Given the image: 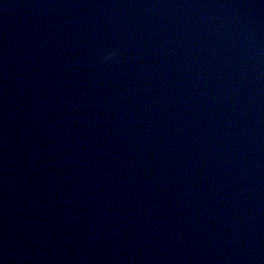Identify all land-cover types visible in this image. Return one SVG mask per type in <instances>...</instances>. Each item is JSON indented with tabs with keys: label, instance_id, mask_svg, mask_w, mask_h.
I'll return each instance as SVG.
<instances>
[{
	"label": "water",
	"instance_id": "95a60500",
	"mask_svg": "<svg viewBox=\"0 0 264 264\" xmlns=\"http://www.w3.org/2000/svg\"><path fill=\"white\" fill-rule=\"evenodd\" d=\"M0 264H264V0H0Z\"/></svg>",
	"mask_w": 264,
	"mask_h": 264
},
{
	"label": "clouds",
	"instance_id": "9594fccd",
	"mask_svg": "<svg viewBox=\"0 0 264 264\" xmlns=\"http://www.w3.org/2000/svg\"><path fill=\"white\" fill-rule=\"evenodd\" d=\"M116 55H117V53L116 52H113L108 57H106V59L112 60V59H114L116 57Z\"/></svg>",
	"mask_w": 264,
	"mask_h": 264
}]
</instances>
